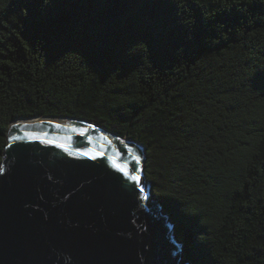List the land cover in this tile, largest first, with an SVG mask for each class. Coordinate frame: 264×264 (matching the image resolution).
I'll return each instance as SVG.
<instances>
[{"label":"trees","instance_id":"1","mask_svg":"<svg viewBox=\"0 0 264 264\" xmlns=\"http://www.w3.org/2000/svg\"><path fill=\"white\" fill-rule=\"evenodd\" d=\"M38 115L139 141L190 264H264V0H0V163Z\"/></svg>","mask_w":264,"mask_h":264},{"label":"water","instance_id":"2","mask_svg":"<svg viewBox=\"0 0 264 264\" xmlns=\"http://www.w3.org/2000/svg\"><path fill=\"white\" fill-rule=\"evenodd\" d=\"M20 118L0 163V264H190L139 141L83 118Z\"/></svg>","mask_w":264,"mask_h":264},{"label":"bare ground","instance_id":"3","mask_svg":"<svg viewBox=\"0 0 264 264\" xmlns=\"http://www.w3.org/2000/svg\"><path fill=\"white\" fill-rule=\"evenodd\" d=\"M22 120H25L23 118H16L15 120L11 121L9 124L13 123V122H16V121H22Z\"/></svg>","mask_w":264,"mask_h":264}]
</instances>
